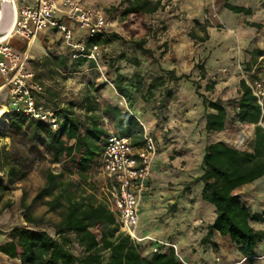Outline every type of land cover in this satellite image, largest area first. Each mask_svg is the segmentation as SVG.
Segmentation results:
<instances>
[{"label": "trees", "instance_id": "16d2710c", "mask_svg": "<svg viewBox=\"0 0 264 264\" xmlns=\"http://www.w3.org/2000/svg\"><path fill=\"white\" fill-rule=\"evenodd\" d=\"M119 8H122L120 17L124 21L123 29L129 32L131 37L138 33L137 29L131 27L135 22L144 30L143 37L133 45L135 51L151 61L154 60L153 50L144 47L146 38L152 35V29L144 23V17L162 10L161 1L121 0L118 6L111 10L116 11ZM226 8L234 13H251L249 9L230 5H226ZM248 25L256 29L262 28V25L256 23ZM117 40H120L117 35H109L106 32L104 39L84 34L81 43L88 48L92 44L107 46ZM206 40L207 37L201 42ZM163 52L159 58L163 56ZM125 56L122 54L117 58L126 60ZM68 57L74 68H79L88 61L86 58L73 59L72 53ZM68 57L65 55L58 58L60 68L66 67ZM115 61L116 59H111L108 66L114 74L113 86L116 93L129 103L134 100L136 94L141 96L143 102H148L153 98L156 89L165 86L166 80L188 81L186 76L175 77L174 71H166V76L156 75L149 81L138 70L130 76H124L118 67L114 68ZM130 63L136 69L142 64L137 57L131 59ZM193 85L204 108V131L209 134L222 132L228 118L227 110L221 101L209 100L200 95L199 83ZM239 87L240 96L236 101L237 113L234 118L239 123L254 126L253 141L245 151H239L221 142L206 145L201 161L202 172L194 181L203 185L201 201L215 208L214 222L207 227V234L201 244H210V239L215 233L228 237L232 248L245 259L242 264H254L256 249L264 241V231L252 228L250 223H262L264 218L251 213L240 204L238 190L264 177V133L256 126L259 110L243 80ZM213 88V84H207L204 92H211ZM164 93L168 97L171 95L165 89ZM91 98L87 97L84 101V121L72 108L56 111L62 121L55 132L40 121L26 118L23 113L13 112L9 115V137L24 139L34 149L42 148L49 155L51 162L62 168L57 174L47 172L46 186L37 196V199L52 198L48 202L50 210L63 209L62 219L55 226L58 237L62 239H55L45 231L14 228L11 231V240L0 246V253L10 259L19 260L20 264H183L176 259L171 248L161 247L151 258L143 256L139 251V244L133 243L128 236L120 232L108 205L98 199L94 192L86 195L87 190H83L90 184L89 172L99 166L103 145L111 128L113 132L129 137L135 147L141 146L144 134L142 126L134 116L116 105L105 104L100 107L92 102ZM105 119L108 123L104 122ZM13 172L11 169L9 175L12 176ZM65 175L76 176L78 179L71 186L64 185L62 179ZM0 189H7L1 178ZM62 199L64 203L61 202ZM66 234L75 237L78 246L85 253L84 257H78L69 250ZM212 245L216 248L215 244Z\"/></svg>", "mask_w": 264, "mask_h": 264}, {"label": "rangeland", "instance_id": "374dc122", "mask_svg": "<svg viewBox=\"0 0 264 264\" xmlns=\"http://www.w3.org/2000/svg\"><path fill=\"white\" fill-rule=\"evenodd\" d=\"M119 1L85 0L91 8L102 10L105 14L108 34L117 35L120 38V40L113 41L104 47L107 50L103 51L101 61L103 60L104 64L107 65L111 59H116L113 64L114 68L118 67L122 75L130 76L138 70L147 81L156 75L164 76L166 70H162V64L171 63L176 67L174 73L177 71L178 76L174 74L175 77H180L181 74V76H186L188 81L183 79L178 81L166 80L165 86L156 89L153 98L148 102H143L137 95V99L129 103L116 93L113 86L114 74L112 70L110 71L107 67L101 70L97 65L91 68L87 64L79 68L72 67L71 59L68 57L70 49L64 43L62 34L54 31L46 40L44 33L47 30H45L39 36V41L45 48V52L39 55V59L32 62L30 67L34 75H37V83L44 88L43 95L38 96L37 100L43 107L56 109V111L72 108L82 118V121H84V101L87 97H92V102L100 107L105 104L116 105L129 115L141 108L140 111L145 116H136V119L142 126L144 134H150L155 143L165 151L164 164L158 170L156 169L157 174L159 173V181H157L160 185L159 189L176 191L179 190L180 186L187 184L183 180L184 177L188 180L201 174L204 148L214 141L212 135L204 131L203 107L193 85V83H201L200 80L196 81V78L202 77L203 74L206 49H202L201 40L206 37L205 27H213L219 32H227L228 29L212 16L210 21L205 20L206 24L196 25L181 18L180 14H176L173 6L164 7L157 13L144 17V23L152 29V35L146 38L144 46L152 49L155 54L154 60L151 61L135 51L133 46L135 41L143 37L144 30L135 22L131 27L137 29L138 33L131 37L130 33L123 29L124 21L120 17L122 8L116 11L111 10L118 6ZM214 5V1L213 3L209 1L207 13L214 12L216 14ZM78 29V27L75 28L74 43H80L84 35ZM252 41L254 46H250L245 52L246 60L240 62V66H245L249 71L253 68L259 71L264 68V31L263 33L262 31L254 33ZM24 45L22 46L24 47ZM162 52L163 56L159 58ZM122 54L126 55V60L117 58ZM65 55L68 57L66 67L60 68L58 58ZM137 56L142 59V64L138 69L130 63L131 59ZM192 67L197 72V76L190 71ZM237 74L241 79L239 71ZM200 85V95L212 100L213 90L206 93L204 92V84L201 83ZM237 87L240 89L239 86ZM227 88L231 98L224 103L234 109L239 96H236V91L230 84L227 85ZM164 89L170 92L169 97L164 93ZM232 96L234 97L232 98ZM221 102L223 103V101ZM4 105L9 109L8 102L0 101V110ZM231 113L227 130L229 134H232L230 144L233 145L239 131L249 132L254 130V127L237 122L234 118L236 113L233 110ZM5 115L8 125L7 116L9 115L6 112ZM146 118L147 120H145ZM149 124H152V129H148ZM5 132L6 128L0 126V136ZM5 135L8 137L6 146L0 144V177L3 178L7 187L6 190L0 189V240H11L10 235L14 228L45 231L55 239H62L58 237L55 226L62 219L63 209L50 210L48 202L52 198L37 199L40 191L46 186L47 172L51 171L57 174L61 171V166L53 164L49 155L42 148L34 149L24 139L18 137L11 139L8 133ZM11 169L14 171L12 176L9 175ZM76 179H78L76 176L65 175L62 183L71 186L76 182ZM90 179H92L90 184L83 190H87L86 195L94 192L99 199L101 192L98 190L103 185V178L98 172L93 171ZM191 183L188 184L189 189ZM57 194L58 190L55 191L54 196L56 197ZM88 197L90 196H86V198ZM61 202L64 203V200L62 199ZM179 207L180 205L176 204L174 211H172L167 200L149 206L150 223H153L154 227L147 230H152L155 236L148 237V239L175 245L183 260L188 264H203V261L204 264H208L207 259H202L201 262H189L184 259V251L179 250L175 243L161 240L169 232H173L171 235L169 234V238L174 237L176 227L172 229L170 223L176 219V214L180 210ZM144 210H146L145 207ZM65 237L69 239L67 245L69 250L78 257H84L85 253L78 246L75 237L71 234H66ZM151 241L139 243L140 253L148 258L152 256L151 248L154 245ZM194 252L196 251L191 250L190 252L189 250L188 255L190 256ZM213 254L215 253L213 252ZM213 257L214 261L219 263V258L216 255Z\"/></svg>", "mask_w": 264, "mask_h": 264}, {"label": "built area", "instance_id": "2783aa9c", "mask_svg": "<svg viewBox=\"0 0 264 264\" xmlns=\"http://www.w3.org/2000/svg\"><path fill=\"white\" fill-rule=\"evenodd\" d=\"M209 1L213 3L214 0ZM212 17L217 18V15L213 13ZM76 27L83 34L104 39L107 17L102 10L86 6L85 0H7L5 3L0 0V77L3 79L0 101L8 102L10 114L20 112L28 119L48 125L54 132L59 129L62 119L56 114V110L43 107L37 100L44 92L34 81V74L27 70L32 57L27 51L16 52L10 42L19 37L31 44L45 30L58 31L73 59L86 58L97 63L99 46L92 44L87 48L81 42L74 43ZM239 74L259 110L256 126L264 133V68L249 71L242 66ZM3 88L7 90L5 98H2ZM104 122L107 123V120ZM252 141L253 133L241 130L235 137L233 147L245 151ZM156 156L157 146L150 134H143L141 146L135 147L129 137L110 130L103 145L99 166L89 172L88 182L92 180L90 176L93 171L103 178V185L98 190L101 192L99 199L114 214L120 232L135 244L151 241L148 237H140L137 229L140 204L147 190ZM151 242L154 243L152 255L158 253L161 247L171 248L178 261L188 264L175 245Z\"/></svg>", "mask_w": 264, "mask_h": 264}, {"label": "crops", "instance_id": "0c3cea01", "mask_svg": "<svg viewBox=\"0 0 264 264\" xmlns=\"http://www.w3.org/2000/svg\"><path fill=\"white\" fill-rule=\"evenodd\" d=\"M160 1L163 8H169L170 6H173V8H175L176 14H180L181 18L188 20L190 23H198L199 25H204L206 24L205 20L207 19L210 21V17L214 13H207L206 11L208 8L207 5L209 3V0H204L203 2H199L197 0ZM214 2L217 22L223 24L228 30L227 32H219L213 27H205L207 40L205 42H202V49H206L205 60L203 62V74L202 77H197L196 81L200 80L201 83L204 84L203 87H205V85L207 84H213V94L211 95L212 100L223 101V107L227 110L228 113V118L224 130L219 133L210 134L214 138V141L210 142L209 144L221 142L233 147V145L230 144V138L232 137V134H229L227 130V123L231 118V111L233 110L235 113H237V108L233 109L227 106L226 103H224L231 98L228 92L227 85L230 84L236 91V96H240V89L237 86H239L241 79L237 73L240 67H242L240 66V62L246 60L245 52L248 51L250 46H254V43L252 41L254 33L258 31H262L263 33L264 31V0H214ZM85 5L90 7L86 2ZM226 5L249 9L251 13L249 15H246L244 13H234L228 10L226 8ZM62 20L65 21V18H62ZM249 23L260 24L262 25V28L256 29L249 26ZM7 26L8 25L6 24L5 27ZM45 32L46 33H44V37L47 40L48 36L50 37L53 34V30H47ZM39 36L37 37V40L41 44V42L39 41ZM10 43L13 49L18 53H20V51L28 52V48L30 46V43L28 44L27 41L19 37L12 39ZM23 44H25L24 47L22 46ZM104 47L105 46H99V57L97 63L88 60L83 65L87 64L91 68H94L97 65L101 70L103 68L105 69V67L108 68V66L110 65V61L107 63V65L104 64L103 60L101 61V55H103V51L107 50L104 49ZM31 57L32 59L27 66V70L30 72H32L30 68L32 62L39 59V55H34ZM137 58L139 60H142L140 56H137ZM162 70L174 71L176 70V67L171 63H167L165 65L162 64ZM190 71H192V73L197 76V72L193 69V67L190 69ZM175 74L177 75V71L175 72ZM36 76L37 75H34V81L37 83L38 79ZM112 80L114 81V77ZM2 85L3 79L0 77V88L2 87ZM6 93L7 90L3 88L2 98H5V96L7 95ZM137 95L141 98L139 94H136L134 96V100L137 99ZM233 97L234 96H232V98ZM2 107V109L8 115H10V108L8 109L6 105ZM140 109L141 108L135 110L132 116H134L135 118L136 116L144 117L145 115L141 113ZM203 111L204 108H202V112ZM7 118H9V116H7ZM145 120H147V118ZM147 127L148 129L153 128L152 124H149V126ZM7 128L8 127H6L5 133L8 132ZM251 131L253 130H250V132ZM5 133L0 136V144H3L4 146H6L8 141V137L5 135ZM156 146L157 156L152 167L147 190L145 191L140 204L139 226L137 229L138 235L140 237L155 236L152 230H147L154 227L153 223H150L149 206L155 203L159 204L167 200V202L170 203V209L172 211H174L176 204L180 205V210L176 214V219L171 221L172 223H170L172 229L176 227L174 237L169 238V236L173 233L169 232L167 236H163L161 238L162 241L175 243L179 247V250L184 251V259H187L191 263L201 262L202 259H207L208 264H242L245 259L235 249L232 248L228 237H221L219 234L215 233L210 239V244H207L205 246L201 244L202 239L207 234V227L212 225L214 222L215 208L214 206L201 201L200 194L203 185L200 182L194 181V179L198 176L191 177L188 180L185 177H182L187 184L184 186H180L179 190L168 191L164 190L163 188L159 189L160 185L157 182L159 181V173L157 174L156 169L158 170V168H160V166L164 164L165 151H163V148H161V146H158L157 144ZM1 179L3 180V178ZM189 182H192L190 184V189L188 187ZM238 194L240 196V204L244 208L248 209L251 213L258 214L262 218H264V177L250 184L242 186L238 190ZM144 207L146 208V210H144ZM250 226L256 230L264 231V222H251ZM201 227L204 229H202ZM9 241L10 240L7 239L2 241L0 240V246L6 244ZM212 244H215L216 248ZM189 250L190 252L191 250H195L196 252L191 253L192 255L189 256ZM212 251L215 254H213ZM213 255H216L219 258V263H216L214 261ZM0 264H20V262L17 259H10L0 253ZM254 264H264V241H262L256 249Z\"/></svg>", "mask_w": 264, "mask_h": 264}, {"label": "bare ground", "instance_id": "6f19581e", "mask_svg": "<svg viewBox=\"0 0 264 264\" xmlns=\"http://www.w3.org/2000/svg\"><path fill=\"white\" fill-rule=\"evenodd\" d=\"M2 1L5 3L7 0ZM37 41V39L33 40L28 48V54L30 56L41 55L45 52V48ZM0 126L5 128L8 126L6 123L5 111L3 109L0 110Z\"/></svg>", "mask_w": 264, "mask_h": 264}]
</instances>
